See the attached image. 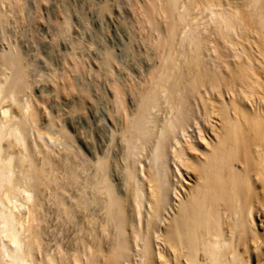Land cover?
<instances>
[{"label": "bare ground", "instance_id": "6f19581e", "mask_svg": "<svg viewBox=\"0 0 264 264\" xmlns=\"http://www.w3.org/2000/svg\"><path fill=\"white\" fill-rule=\"evenodd\" d=\"M22 3L0 0V30ZM133 5L158 62L110 86L109 124L75 52L39 80L2 32L0 264H264V0Z\"/></svg>", "mask_w": 264, "mask_h": 264}, {"label": "rangeland", "instance_id": "374dc122", "mask_svg": "<svg viewBox=\"0 0 264 264\" xmlns=\"http://www.w3.org/2000/svg\"><path fill=\"white\" fill-rule=\"evenodd\" d=\"M40 1L39 0H23V3H22L23 9L21 8V10L19 11V14L17 15L16 14L17 12H16L15 13L16 16L14 14L12 16L11 15L8 16V19L10 22L8 23L6 22V25L9 24L8 27L6 26L7 27L6 30H4L5 27L3 28L4 31L0 30V36H1L0 40L2 41L3 39L2 32H5V34H3V37L8 34L6 37L13 39V42L17 43V45L19 43V45L21 44V46H23V44H25V42L28 40L26 42L27 43L26 46L29 47L30 49L26 48L25 45H24L25 48L21 47V49L23 48L24 51H26L27 49L30 50L28 52L26 51L27 53H30L31 50H35L31 52L32 54H30V56H32L33 54H35V56L33 55L32 57H30L29 54L27 55L29 56L28 58L32 62L35 63V65L32 63L34 67L33 72L35 70L34 73H36L34 75H37V78L39 80L41 79L44 81H46V79H43V76L44 78H47V79L49 78L47 77L50 75V74L48 75V73H50L48 72V70L50 71L51 68L53 69V66L54 68H56V66L60 62L59 61L60 58L63 57V54L64 55L66 54L64 52H67V53L75 52V55L77 57H79L82 61L84 60L83 62L85 66V71L81 73L80 75L75 74L78 77L74 75L77 78V79L75 78L76 80L74 82L77 81L76 84L77 83L79 84L77 86L82 85L84 89L86 88L85 90H87L89 94H90V91L93 92V93L91 92V95H92L91 99H93L97 103L95 104L97 106V110H99L97 111L98 117L99 118L102 117L104 118V120L106 119L105 123L108 122L109 124L108 116H107V113L105 114V112H107V109L109 110L110 108V107H106L108 105L110 106V102H111L110 96L112 94L111 93L112 87L110 86H112L113 84L120 85V87L122 88L125 87L124 89L127 88L126 89L127 92L129 91L130 88H133V87L137 88L140 82L143 80V78L147 77L149 71L158 62L157 61L158 59H156L157 55H155L157 53H156V50H154L155 47H153L154 45L152 43V37L150 36L151 34L150 32H148V35H149L148 36L146 35L147 30L145 31L146 33L144 32L146 28H144L145 26H143L141 22L140 12L133 5V2L135 0H112V1L107 0L110 2H106V0L105 1L102 0V2L101 0H47V2H49V3L46 2L47 5H45V3L43 4V2L40 3ZM125 1H128L130 4ZM103 3H108L110 11L108 10V12L107 11L105 12L102 10ZM96 6L97 7L100 6V7L97 8ZM8 8L4 7L3 10L5 11ZM135 9L137 11H135ZM100 11H103V14ZM13 16L15 18H13ZM137 16L138 17L140 16V17L138 18ZM63 21L65 22V24L67 23L69 29L67 33H63L61 35L59 29L63 26L60 25L61 26L60 27L57 25L63 24L64 23ZM51 28H53L52 29L53 31L57 29L56 32L58 31L59 32L56 33L54 31L55 32L54 33L51 31ZM0 29H2V27H0ZM49 30L51 31V33H49ZM52 33L54 34L52 35ZM51 36L53 37V39H55L56 37L57 39L55 41H52L53 39ZM49 38L52 39L51 40L52 42L50 41ZM62 38L65 40H63ZM21 39H24V40H21ZM145 39H147L148 41L147 40L145 41ZM44 40H46V42ZM63 43L64 44L68 43L67 44L68 50L64 51ZM78 44L80 46H78ZM151 45L152 47H150ZM51 54H53V56ZM108 54L109 55L111 54V58H112L111 65H107L106 62H104L106 61V57L108 56ZM36 56L38 57L37 59L35 58ZM102 60L104 61L102 62ZM46 63L48 65L45 66L44 64ZM104 69L106 72L104 71ZM107 69L109 71H107ZM38 70H39L40 76L43 75L40 78H39V75L37 74ZM127 84L128 86H126ZM95 91L97 92V94L95 93ZM94 93H95L96 98L95 97L93 98ZM99 93L100 95H98ZM107 94L109 96H106ZM216 97L215 95H213L211 98L213 99ZM102 108H106V109H102ZM215 109L214 111L216 112L217 108ZM98 112L103 113V114L100 113L103 116H100ZM215 112H214V115H215L214 119L220 120V118H218V115H219L218 111L216 113ZM215 120L212 119L211 122L205 124V132L201 134L200 136L201 138L203 137V138L210 140L211 138L214 137V133L216 129L213 128V124H215L213 122ZM200 137L198 136V140L196 143L200 147H205L206 146L205 141H202ZM181 170L183 173V177H180V179L183 181L184 186L187 187L191 185V183L193 182L195 174L191 169L189 171H186L185 169H181Z\"/></svg>", "mask_w": 264, "mask_h": 264}]
</instances>
